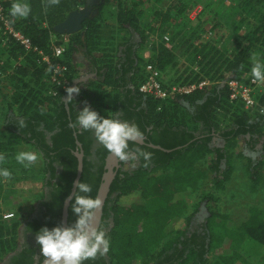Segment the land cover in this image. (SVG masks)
Wrapping results in <instances>:
<instances>
[{
	"label": "trees",
	"instance_id": "1",
	"mask_svg": "<svg viewBox=\"0 0 264 264\" xmlns=\"http://www.w3.org/2000/svg\"><path fill=\"white\" fill-rule=\"evenodd\" d=\"M172 1L164 4L163 0H101L93 7L97 12L84 20V35L81 31L68 35L63 60L69 65L72 85L77 74L72 63L75 44L85 45L99 79L81 88L80 94L68 102L69 110L65 101L67 92L49 82L50 72L41 62L42 56L38 52H26L11 37L0 38V83L5 81L10 89L8 109L1 120L0 153L5 160L0 162V167L8 168L14 177L15 170L25 171L36 163L24 167L16 161L22 144L33 147L44 162L40 170L44 185L40 195L41 215L34 217L33 209L28 216L10 223L0 218V262L14 252L12 264H40L44 260L39 245L24 246L18 251L20 228L27 221L29 228L37 233L45 225L53 227L62 223L64 201L77 175L76 151L83 149L84 152L80 181L91 184L89 195L97 196L110 152L96 140L93 131L73 126L85 102L101 115L111 113L138 124L146 143L130 141L129 149L142 148L153 156L147 165L143 158H138L133 170L124 169L126 161L120 160L104 204L101 224L110 237L109 251L84 264H235L244 260L240 248L234 246L214 260L209 257L213 246L211 224L225 215L218 210L217 198L212 193H203L201 200L209 211L207 224L202 230L190 229L195 212H189L186 193L198 190L207 178V171L200 163L209 154L215 156L209 165L215 173V185L222 188L231 179L240 137L248 138L251 143L262 135L264 153V113L259 111L264 110V91L256 96L257 107L247 110L241 102H231L228 86L222 85L223 80L251 74V57L258 45L262 47L258 58L264 61V0H242L246 8L243 14L254 12L256 18L243 37L245 42L239 41L229 53L204 39L202 14L195 22L189 19L199 3L197 0ZM2 2L13 26L29 36L44 54L52 53V35L63 36L55 31V26L71 11L87 5V0L55 3L26 0L31 7L29 16L15 18L10 15L13 0ZM147 8H153L150 23L144 19ZM109 18H114V27L119 32L139 34L137 47L135 42L128 44L125 36L114 48L104 46L101 34ZM166 33L170 34L172 48L163 38ZM151 34L161 37L155 40ZM101 45L108 50L99 52ZM124 45L125 49L121 50ZM142 48L151 51L149 58L143 57ZM174 49L189 50L188 67L186 73L170 78L168 84L204 79L218 82L164 100L141 93L138 86L145 79L146 64L151 62L166 74L177 65ZM189 65L198 70L190 69ZM52 89L58 90L56 95L50 93ZM20 119L26 123L23 129L19 127ZM216 139L224 141V147L216 146ZM149 143L170 151L151 147ZM237 155L245 157L243 152ZM249 160L248 171L256 189L264 181V160ZM7 196L0 177V199L7 200ZM73 200L74 197L69 207L68 225L77 218L71 207ZM240 210V215L231 216L237 224L236 236L264 245V210L255 205ZM180 223L183 224L181 229L177 227Z\"/></svg>",
	"mask_w": 264,
	"mask_h": 264
},
{
	"label": "rangeland",
	"instance_id": "2",
	"mask_svg": "<svg viewBox=\"0 0 264 264\" xmlns=\"http://www.w3.org/2000/svg\"><path fill=\"white\" fill-rule=\"evenodd\" d=\"M170 1L172 0H163V3L167 4ZM175 1L176 0H173L172 2L175 3ZM197 2H199L198 5L201 6V12L199 14L203 16L201 26L206 30L204 34L205 39L216 44L218 48L228 51L226 53L231 52L239 41L242 43L245 42L243 37L255 21L256 15L254 12L246 16L243 14L246 8L242 0H197ZM152 15L153 8H147L144 18L147 23L153 20ZM189 19L191 20L190 17ZM209 32H212V35H209ZM150 37L158 40L161 36L158 34H151ZM256 48L257 52L255 54L259 56L262 47L258 45ZM175 53L177 56V65L166 72L165 78L168 80L187 72L185 70L188 67L187 64L189 59H187V57L189 55V50H175ZM189 68H194L196 71L198 70L194 65H189ZM217 82L218 81H212L211 84H216ZM0 86H2V90L0 91V132H2L3 124L1 120L8 109L10 89L5 85V81H2ZM262 91H264V83L262 84ZM14 108H16V106H14ZM262 138V135L256 136L251 143L248 141V138L244 136L239 138L235 148L232 177L222 188H218L214 183L215 173L209 169V165L215 156L209 154L207 158L200 163V167L207 171V178L203 180L198 190H190L186 193L189 212H195L190 229L202 230L207 224L209 211L205 206L206 203L201 200V195L203 193H212L217 198L219 212L225 215L218 217L211 224L213 226V246L209 257L212 260L225 249L234 246L240 248V252L244 258L243 261H237L235 264H264V245L250 241L247 237H237V224L231 217L233 214L240 215V209L245 206L255 205L264 210V181L254 189L248 171L249 159L254 162L264 160V153L260 146L262 144ZM215 141L216 146L224 147L225 143L222 140L216 139ZM18 149L19 151L31 150L36 152L33 147L26 144H22ZM238 152H243L245 157L237 155ZM43 163V159L39 156L37 162L30 168L25 169V171L17 169L13 172L14 177L8 179L3 178V184L8 195L5 197L7 199L5 204L8 206L23 204V206H25L24 209H31V212L40 205V195L44 190L40 172ZM137 165V159L132 160L130 158L125 162L124 169L133 170ZM177 227H183V224L180 223ZM21 228L20 243L24 238Z\"/></svg>",
	"mask_w": 264,
	"mask_h": 264
},
{
	"label": "clouds",
	"instance_id": "3",
	"mask_svg": "<svg viewBox=\"0 0 264 264\" xmlns=\"http://www.w3.org/2000/svg\"><path fill=\"white\" fill-rule=\"evenodd\" d=\"M53 3L58 0H52ZM31 12L30 4L26 0H13L10 15L15 18H27ZM250 69L253 80L264 83V61L256 54L251 57ZM67 101L74 99L73 93L79 95L81 88L74 84L66 88ZM74 127L85 131H93L96 140L110 153L121 161L130 158L136 160L143 158L145 165L151 162L153 153L142 148L135 151L129 149V142H138L143 139L144 132L138 124L116 118L113 114L101 115L92 105L85 102L84 107L78 111L73 124ZM19 127H26L23 119L19 120ZM16 161L24 167H30L37 162L39 154L28 150L19 151ZM5 160L0 153V162ZM12 175L8 168L0 167V177L10 178ZM76 192L72 203V211L77 214L74 223L56 226H43L36 233V243L40 246V253L44 257L43 264H84L97 255H104L110 248V237L103 227L98 226V210L103 207V198L92 197V185L86 181L75 182Z\"/></svg>",
	"mask_w": 264,
	"mask_h": 264
},
{
	"label": "built area",
	"instance_id": "4",
	"mask_svg": "<svg viewBox=\"0 0 264 264\" xmlns=\"http://www.w3.org/2000/svg\"><path fill=\"white\" fill-rule=\"evenodd\" d=\"M201 12V6L197 5L190 13L191 20H197L199 13ZM62 37L52 35V53L44 54L38 47L34 46L33 41L23 31L17 29L11 23L6 14V7L2 0H0V38L8 36L13 38L17 43L22 45L26 52L34 51L38 52L42 57L41 62L48 66L50 77L49 82L60 86L66 91V88L72 86L70 83L69 65L63 60V56L67 49V37L66 34H62ZM208 35V34H207ZM212 35V32H209ZM208 35V37H209ZM166 43L172 48L170 34L163 35ZM205 39V36H204ZM22 57L19 58L21 60ZM18 63V61H17ZM168 79L165 78V74L159 70L153 63L148 62L145 66V79L138 86L141 93L151 95L160 100L167 98L187 95L197 89H205L211 84L208 79L201 80L199 82L194 81L190 83H177L168 84ZM227 85L230 93L231 102H241L247 110H252L257 107L258 102L256 96L262 91V82L253 80L251 74L243 76L241 78H231L222 81V85ZM134 88V86H131ZM57 89L50 90L52 95H56ZM264 113L263 109H259ZM7 201L0 199V218L4 222L10 223L12 220L20 217L28 216L31 213V209H24L25 206H8L5 204ZM29 206V205H28ZM30 207V206H29Z\"/></svg>",
	"mask_w": 264,
	"mask_h": 264
},
{
	"label": "water",
	"instance_id": "5",
	"mask_svg": "<svg viewBox=\"0 0 264 264\" xmlns=\"http://www.w3.org/2000/svg\"><path fill=\"white\" fill-rule=\"evenodd\" d=\"M98 3H99V0H87L86 6H84L83 8H79V9H75V10L71 11L64 21L57 24L54 28L55 31L59 34H73V33H76L78 31H81L82 27H83L84 20L86 18H88L89 16L94 15L97 12V9L93 10V7L96 6ZM78 80L74 79L72 85L77 84ZM67 95L65 97V101L67 104V109L69 110ZM73 96L75 97L76 94L73 93ZM75 135L77 136V133H75ZM138 143L145 144L146 143L145 137H143L142 140L138 141ZM77 145L80 148L82 147V144L78 139H77ZM149 145L151 147L170 151L169 149H165L159 145H155L152 143H149ZM260 146L262 147V144ZM75 154L78 158V169H77V175H76L75 180L73 182L71 193L66 197V199L64 201L62 223L65 225H68L69 207L71 204V200L73 199L74 194L76 192L75 182L80 181V178H81L82 172H83V166H84L83 149H81L80 151H76ZM119 167H120V159H118L116 156H114L112 153H110L107 157V160H106L107 171L103 175V181L100 185V188H99V191L97 194V196H100L103 198V207L100 210H98V213H97V215H98L97 224L100 227H101L102 220H103L104 204H105L106 199L108 197L112 181L114 180ZM43 261L40 264H43Z\"/></svg>",
	"mask_w": 264,
	"mask_h": 264
},
{
	"label": "crops",
	"instance_id": "6",
	"mask_svg": "<svg viewBox=\"0 0 264 264\" xmlns=\"http://www.w3.org/2000/svg\"><path fill=\"white\" fill-rule=\"evenodd\" d=\"M101 0H99L100 2ZM83 8V7H81ZM96 14V13H95ZM94 14V15H95ZM106 26L103 28L102 32V41L107 45V47H116L121 41L123 36L127 37V43L131 44L132 42L136 43V46L138 45V42L140 41V37L138 33L131 32V33H123L119 32L116 30L115 26V20L114 18H109L108 21H106ZM79 32V31H78ZM81 34L84 35V31L81 30ZM74 34V33H73ZM68 35L71 34H66L67 37V45L69 43V37ZM130 37V40H129ZM101 45L100 49L98 51H104L108 50L107 47H104ZM122 46L121 50L125 49ZM120 50V51H121ZM141 54L143 55L144 58H149L151 56V51L148 48H142L141 49ZM120 56H123V53H120ZM72 63L75 65L77 69V74H76V80H78L77 84L80 85V88H86L89 83H94L96 82L99 77L97 75V69L94 65L91 64V59L87 53V47L85 45L81 44H75V50L73 52V61Z\"/></svg>",
	"mask_w": 264,
	"mask_h": 264
},
{
	"label": "flooded vegetation",
	"instance_id": "7",
	"mask_svg": "<svg viewBox=\"0 0 264 264\" xmlns=\"http://www.w3.org/2000/svg\"><path fill=\"white\" fill-rule=\"evenodd\" d=\"M41 215V211H40V207L37 206V208L35 209L34 212V217L40 216ZM22 236L24 235V238L22 240V242L20 243V248L18 249V251L23 248L24 246H34V247H38V244L36 243V233L33 231V229H30L27 221L24 222L22 228ZM16 254V252L9 254L2 262H0V264H12L13 261V256ZM38 258V256H36V259Z\"/></svg>",
	"mask_w": 264,
	"mask_h": 264
}]
</instances>
